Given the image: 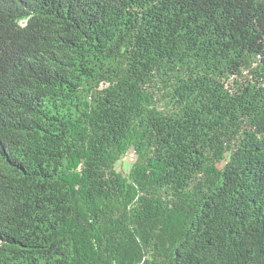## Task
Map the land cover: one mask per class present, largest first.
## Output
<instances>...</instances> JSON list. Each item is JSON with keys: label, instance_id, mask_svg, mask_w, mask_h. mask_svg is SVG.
Instances as JSON below:
<instances>
[{"label": "trees", "instance_id": "1", "mask_svg": "<svg viewBox=\"0 0 264 264\" xmlns=\"http://www.w3.org/2000/svg\"><path fill=\"white\" fill-rule=\"evenodd\" d=\"M0 264H264V0H0Z\"/></svg>", "mask_w": 264, "mask_h": 264}, {"label": "rangeland", "instance_id": "2", "mask_svg": "<svg viewBox=\"0 0 264 264\" xmlns=\"http://www.w3.org/2000/svg\"><path fill=\"white\" fill-rule=\"evenodd\" d=\"M129 168V162L128 161H123L122 163H119L116 165V170L120 171V170H127Z\"/></svg>", "mask_w": 264, "mask_h": 264}]
</instances>
